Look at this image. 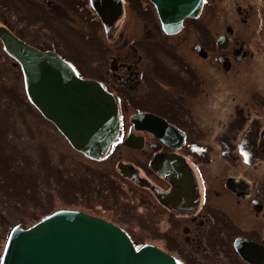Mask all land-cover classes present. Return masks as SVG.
Here are the masks:
<instances>
[{"label": "flooded vegetation", "instance_id": "obj_1", "mask_svg": "<svg viewBox=\"0 0 264 264\" xmlns=\"http://www.w3.org/2000/svg\"><path fill=\"white\" fill-rule=\"evenodd\" d=\"M33 1L54 19L70 15L65 21H71L72 13L82 12L98 17L89 0ZM121 5L109 27L95 18L107 38L102 66L91 78L53 46L31 45L5 17L0 25L55 52L113 95L119 130L105 153L91 159L69 145L85 159L113 164L140 189L135 197L151 206L159 223L165 216L161 245L145 244L181 264H264V0H203L198 15L185 17L172 32L151 0ZM129 7L147 23L141 30L132 25L137 34L130 39L116 34ZM0 50L23 76L1 39ZM74 210L124 230L105 215ZM8 221L0 212V236ZM126 233L137 247L144 245Z\"/></svg>", "mask_w": 264, "mask_h": 264}, {"label": "rangeland", "instance_id": "obj_2", "mask_svg": "<svg viewBox=\"0 0 264 264\" xmlns=\"http://www.w3.org/2000/svg\"><path fill=\"white\" fill-rule=\"evenodd\" d=\"M37 5L33 0H0V23L5 17L31 45L40 42L53 46L77 65L81 75L98 76L107 37L95 13H72L73 19L65 21L70 15L54 19L44 8H35ZM33 8L36 14L31 12ZM124 24V30L129 31H122ZM134 24L140 30L147 25L144 17L134 15V8L129 7L126 18L116 26V34L134 38ZM3 54L0 50V212L9 221L0 236V259L13 226L29 227L66 208L105 215L139 245L160 246L165 238V216L160 214L159 223L151 206L135 197L140 189L123 180L113 164H97L73 150L53 123L28 102L23 76L11 68Z\"/></svg>", "mask_w": 264, "mask_h": 264}, {"label": "water", "instance_id": "obj_3", "mask_svg": "<svg viewBox=\"0 0 264 264\" xmlns=\"http://www.w3.org/2000/svg\"><path fill=\"white\" fill-rule=\"evenodd\" d=\"M151 1L166 32L176 30L185 17H196L202 5V0ZM90 4L105 27L122 10L121 0H90ZM0 39L21 66L28 101L74 149L91 159L101 157L119 130L113 95L99 81L82 78L55 52L27 44L2 25ZM157 121L166 124L155 117L153 122ZM119 169L125 173L121 164ZM0 264L181 263L152 244L137 247L115 224L79 210L59 209L29 227L14 226Z\"/></svg>", "mask_w": 264, "mask_h": 264}, {"label": "bare ground", "instance_id": "obj_4", "mask_svg": "<svg viewBox=\"0 0 264 264\" xmlns=\"http://www.w3.org/2000/svg\"><path fill=\"white\" fill-rule=\"evenodd\" d=\"M76 70V69H75ZM77 71V70H76ZM78 72V71H77ZM79 74V73H78ZM73 148V147H72Z\"/></svg>", "mask_w": 264, "mask_h": 264}, {"label": "trees", "instance_id": "obj_5", "mask_svg": "<svg viewBox=\"0 0 264 264\" xmlns=\"http://www.w3.org/2000/svg\"><path fill=\"white\" fill-rule=\"evenodd\" d=\"M29 102V101H28ZM30 103V102H29ZM31 104V103H30ZM32 105V104H31ZM67 209V208H66Z\"/></svg>", "mask_w": 264, "mask_h": 264}]
</instances>
